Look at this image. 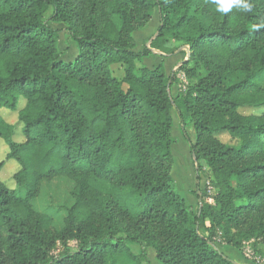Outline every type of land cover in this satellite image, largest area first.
<instances>
[{
    "label": "trees",
    "instance_id": "16d2710c",
    "mask_svg": "<svg viewBox=\"0 0 264 264\" xmlns=\"http://www.w3.org/2000/svg\"><path fill=\"white\" fill-rule=\"evenodd\" d=\"M223 8L221 0H0V110H17L24 137L15 141L0 115L6 158L19 165L13 188L0 182V264H149L130 244L151 248L161 264H237L217 241L240 251L249 244L260 258L264 0ZM154 11L157 34L135 50L133 32ZM48 21L75 42L72 61L60 59ZM170 40L188 48L179 70L196 75L175 96L174 71L141 64L154 50L172 55ZM172 107L194 129V143L183 132L194 167L201 160L211 173L214 194L197 185L196 211L171 175ZM58 176L72 181L61 209L45 201Z\"/></svg>",
    "mask_w": 264,
    "mask_h": 264
},
{
    "label": "rangeland",
    "instance_id": "374dc122",
    "mask_svg": "<svg viewBox=\"0 0 264 264\" xmlns=\"http://www.w3.org/2000/svg\"><path fill=\"white\" fill-rule=\"evenodd\" d=\"M49 15H50V10L45 14V18H48ZM48 23L52 27L56 26L57 28H59L60 26H62V25H56L55 22L53 21H48ZM157 27H158V13L157 11H154L152 14V18L149 20V22L143 28L137 30L136 33H133V37L136 40V47L138 49L149 47V43L147 44L148 36H149L148 34H151L150 32H153ZM148 29H150V32L147 34V36H144L142 38L139 37V34H142L144 31ZM151 37L152 35L150 36V38ZM179 45L180 43L174 40H170L167 43L168 48H171L172 50H176ZM58 47L60 49L62 48L61 53H62V59L64 61L70 60L71 59L70 56L72 53L74 54V56L76 55V53H74V50L76 49L75 42L69 38L68 33L63 32L62 27L58 29ZM186 47L187 46L183 45L178 49L179 52H182L183 61L181 63L188 62L187 61L188 54ZM155 53L161 54L158 50H154L153 54H150L148 57L146 56L147 58L144 59V63L142 65L147 66L148 69H151L152 67L151 65L156 66L158 63H161L163 69L167 70V65H166L167 60H163V61L160 60L163 57H161L159 54L155 55ZM165 54H167V52ZM149 60L150 61L153 60V63H151ZM192 64H193L192 62H189L187 64V67L192 66ZM174 67L175 65H170L168 67L169 69H171L169 71V74L173 71L176 73V77L173 79L175 81V84H173L170 90L172 96H175L179 90L184 91L185 87L196 78V75L193 76L194 78L188 77L183 70H179L177 64H176V68ZM198 70H199V74L202 75L203 74L202 68H198ZM113 71L114 74L120 76L121 70L118 67H113ZM260 84L264 85V82H261ZM22 104L23 103H20V105ZM261 111H262L261 108H253V107H243L239 109V113L241 114H260ZM170 113L172 116L170 135L172 140L171 154L173 158V164L171 166V175L175 183V190L186 201H188L187 203H192L193 197H196L195 194V191L197 190L196 181H198L199 189L204 190L206 188L208 195L212 196L214 194V189L210 184V176H211L210 170L201 160H197L194 167L193 157L192 154L190 153L188 140L183 134V132H185L188 138L191 140V142L194 143L195 132L192 125L188 121H186L184 126L181 125L178 111L176 110V108L172 107ZM0 115L8 123L14 124L15 128H14L13 139L19 142L23 141L24 137L21 132V125L20 123L17 122V110L1 109ZM216 137L224 143H228V144L238 143V139L232 137L227 132H220L216 134ZM7 151H8V147L0 140V161L3 160L4 162L0 170V182L4 183L9 188H13L14 181L12 175L14 174V172L18 170L19 165L14 160L6 158ZM197 167L199 170V180L196 179L195 168ZM71 187H72V181L70 179L65 178L63 176H58L53 178L51 182L48 183V185L46 186L47 196L45 195V201L47 202L48 205L51 204L59 209L63 208L64 205H68L69 203L72 202L69 193ZM207 200L209 202H212L211 198H207ZM200 232H203V230L201 229ZM71 246L73 247L74 243H71ZM129 248L133 253L145 251L147 258L149 260V264H161L155 258L154 251L151 248L138 244H130Z\"/></svg>",
    "mask_w": 264,
    "mask_h": 264
},
{
    "label": "crops",
    "instance_id": "0c3cea01",
    "mask_svg": "<svg viewBox=\"0 0 264 264\" xmlns=\"http://www.w3.org/2000/svg\"><path fill=\"white\" fill-rule=\"evenodd\" d=\"M152 18V17H151ZM55 24L56 25H62V26H60V27H62L63 28V32L64 33H68L65 29H64V25L62 24V23H58V22H55ZM50 25V24H49ZM51 26V25H50ZM59 27V28H60ZM53 28H56V29H59V28H57L56 26H54ZM157 29V28H156ZM155 29V30H156ZM155 30L153 31V32H150V29H148V30H146V31H144L142 34H139V37H144V36H147V34L150 32L151 34H148L149 36H148V41H147V44L149 43V40L151 39L150 38V36L152 35H154L155 33ZM133 33H136V31H134ZM154 33V34H153ZM134 38V37H133ZM150 38V39H149ZM135 40V39H134ZM71 41V40H70ZM73 43V42H72ZM58 45V44H57ZM62 49V48H61ZM59 47H58V50H59V52H60V59L61 60H63L62 59V50H61ZM135 50H142V48H140V49H138L137 47H136V40H135ZM74 53H76L77 54V49H75L74 50ZM156 54H159V53H155V55ZM161 57H163L162 59H160V60H167V63H166V65H167V70H164L165 71V73L166 74H169V71L171 70V69H169L168 67L170 66V65H175V67L174 68H176V64L177 65H179L182 61H183V58H182V53H180L179 52V50H177V51H175V53L174 54H172V55H168V56H163V55H161V54H159ZM74 54L72 53L71 54V56H70V60H68V61H65V62H70V61H72L73 59H74V57L76 56H74ZM148 57V56H147ZM147 57H143L142 59H141V64H143L144 63V59H146ZM159 58V57H158ZM64 61V60H63ZM150 61V60H149ZM151 63H153V60L152 61H150ZM154 62H156V61H154ZM159 62V61H158ZM158 64H161V63H158ZM157 64V65H158ZM156 65V66H157ZM152 67H151V69L152 68H154L155 66L154 65H151ZM145 67H147V66H145ZM148 68V67H147ZM197 185H198V181H196V187H197ZM195 187V188H196ZM188 202V201H187ZM191 207H192V209L194 210V211H196V209H197V204H198V199L196 198V197H193V202L192 203H188ZM215 246L217 247V249L219 250V251H221L223 254H225L228 258H230L231 260H233L234 262H236L237 264H264V244H260L257 248H258V250L260 251V258H257L256 260H254L253 258H251V250L249 249V244H247L246 246H245V248L242 250V251H240V250H238V249H236V248H234V247H231V246H229V245H226V244H224V243H220V242H215Z\"/></svg>",
    "mask_w": 264,
    "mask_h": 264
},
{
    "label": "clouds",
    "instance_id": "9594fccd",
    "mask_svg": "<svg viewBox=\"0 0 264 264\" xmlns=\"http://www.w3.org/2000/svg\"><path fill=\"white\" fill-rule=\"evenodd\" d=\"M231 2H233V0H221V3L224 5V8H223L224 11L228 10V7L230 6ZM235 2L239 4L240 0H235ZM240 6L243 7L245 10H248L250 7L247 4H241Z\"/></svg>",
    "mask_w": 264,
    "mask_h": 264
},
{
    "label": "water",
    "instance_id": "95a60500",
    "mask_svg": "<svg viewBox=\"0 0 264 264\" xmlns=\"http://www.w3.org/2000/svg\"><path fill=\"white\" fill-rule=\"evenodd\" d=\"M157 34V32H155V35ZM151 39L149 40V43H150ZM186 50H187V54H188V48L186 47ZM192 157H193V160L195 159L193 154H192Z\"/></svg>",
    "mask_w": 264,
    "mask_h": 264
},
{
    "label": "bare ground",
    "instance_id": "6f19581e",
    "mask_svg": "<svg viewBox=\"0 0 264 264\" xmlns=\"http://www.w3.org/2000/svg\"><path fill=\"white\" fill-rule=\"evenodd\" d=\"M181 168V167H180ZM182 169V168H181Z\"/></svg>",
    "mask_w": 264,
    "mask_h": 264
}]
</instances>
